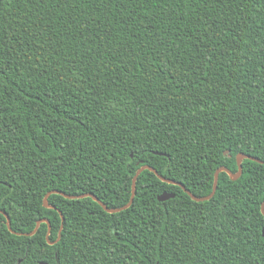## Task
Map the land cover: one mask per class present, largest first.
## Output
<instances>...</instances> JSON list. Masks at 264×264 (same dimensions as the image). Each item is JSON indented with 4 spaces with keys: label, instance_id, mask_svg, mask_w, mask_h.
Wrapping results in <instances>:
<instances>
[{
    "label": "trees",
    "instance_id": "1",
    "mask_svg": "<svg viewBox=\"0 0 264 264\" xmlns=\"http://www.w3.org/2000/svg\"><path fill=\"white\" fill-rule=\"evenodd\" d=\"M241 152L264 160V0H0V264H264L253 159L204 201L149 169L114 213L50 193L121 207L151 165L205 196Z\"/></svg>",
    "mask_w": 264,
    "mask_h": 264
},
{
    "label": "water",
    "instance_id": "2",
    "mask_svg": "<svg viewBox=\"0 0 264 264\" xmlns=\"http://www.w3.org/2000/svg\"><path fill=\"white\" fill-rule=\"evenodd\" d=\"M226 153H228V152H226ZM245 158L253 159V160H255V161H258V162L264 164V160L261 159V158H258V157H255V156H253V155L246 154V153H243V152L239 153V154L237 155V162H238V165H239L238 172H237V173H234V172L230 171V169L227 168V167H225V166L219 167V168L217 169L216 173H215V183H214L213 190H212V192H211L209 195H205V196H197V195L194 194L192 191H190V189H188L187 186H186L185 184H183L181 181H177V180H174V179L167 178V177L163 176L162 174L159 173V171H158L155 167H153V166H151V165H143L142 167H140V168L138 169L137 173L135 174V176H134V178H133V188H132L131 199H130V201H129L127 204H125L124 206H121V207H117V208L109 207V206H108L105 202H103V201H102L97 195H95L94 193H90V192H88V193H82V194H79V195H71V194H66V193H64V192H62V191H59V190H55V191H51L50 193H53V192L61 193V194H63L64 196H66V197H68V198H85V197H92L93 199H95L96 201H98V202L104 207L105 210H107L108 212H112V213H114V212H118V211H121V210L127 209V208H129V207L133 204V202H134V200H135V196H136V191H137V180H138V178H139V175H140L145 169H149V170L155 172V173H156V174H157L162 180L167 181V182H169V183L176 184V185H180V186H181V187H182V188H183V189H184V190H185V191H186V192H187V193H188V194H189L194 200H196V201H204V200H209V199H211V198L215 195V193H216V191H217V189H218V182H219L220 173H221L222 171H226V172H228V173H229L234 179H238V178L241 176V174H242V172H243V160H244ZM48 195H49V194H47V195L45 196V199H44V205H45L46 207H52V208L58 209L56 206H53V205H51V204L49 203ZM174 196H175L174 193H169V192H166V191H165V192H163L162 194H160V195L158 196V198H159L160 201H164V200H167V199H169V198H171V197H174ZM58 210H59V212L61 213V215H62V219H63V222H64V220H65V216L63 215V212H62L60 209H58ZM262 210H263V212H264V202H263V204H262ZM1 211H3V210H1ZM5 214H6L7 217H8L9 227L11 228V226H10V217H9V215H8L7 213H5ZM44 221H48V220H46V219H41V220L38 222V226H39L42 222H44ZM48 222H49V221H48ZM63 225H64V223L62 224V227H63ZM263 235H264V229H263ZM51 243H54V242H51Z\"/></svg>",
    "mask_w": 264,
    "mask_h": 264
},
{
    "label": "snow or ice",
    "instance_id": "3",
    "mask_svg": "<svg viewBox=\"0 0 264 264\" xmlns=\"http://www.w3.org/2000/svg\"><path fill=\"white\" fill-rule=\"evenodd\" d=\"M20 264H23V261H21Z\"/></svg>",
    "mask_w": 264,
    "mask_h": 264
}]
</instances>
